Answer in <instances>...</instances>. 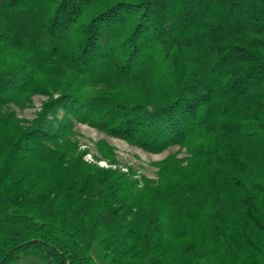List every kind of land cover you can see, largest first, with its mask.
I'll return each mask as SVG.
<instances>
[{"label":"trees","instance_id":"trees-1","mask_svg":"<svg viewBox=\"0 0 264 264\" xmlns=\"http://www.w3.org/2000/svg\"><path fill=\"white\" fill-rule=\"evenodd\" d=\"M261 34L264 0H0V264H264ZM76 124L192 155L140 179Z\"/></svg>","mask_w":264,"mask_h":264},{"label":"rangeland","instance_id":"rangeland-1","mask_svg":"<svg viewBox=\"0 0 264 264\" xmlns=\"http://www.w3.org/2000/svg\"><path fill=\"white\" fill-rule=\"evenodd\" d=\"M241 38L264 50V34L253 37L242 35ZM47 98L44 95H35L32 105L23 109L16 107L18 117L24 122L34 119L41 109L43 101ZM73 139L81 150H87L84 159L89 163L101 167L121 168L126 172L134 171L140 179L146 177L158 180L162 162L174 158L182 160L186 164L187 159L192 155V151L187 147L179 146H174L160 154L149 153L125 140L108 136L86 124H76ZM105 153H112L116 164H112L111 159L104 155ZM20 264L46 263L39 256H25Z\"/></svg>","mask_w":264,"mask_h":264}]
</instances>
